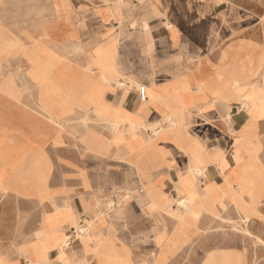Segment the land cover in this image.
<instances>
[{
  "label": "crops",
  "instance_id": "obj_1",
  "mask_svg": "<svg viewBox=\"0 0 264 264\" xmlns=\"http://www.w3.org/2000/svg\"><path fill=\"white\" fill-rule=\"evenodd\" d=\"M226 1L53 0L45 29L30 30L46 47L45 77L53 79L41 103L47 118L35 102L7 103L0 96V255L7 264H21L20 248L30 241L35 264H53L55 258L54 264H170L194 243L201 223L232 211L264 226L259 137L245 130L211 138L194 132L195 126L220 124V118L233 124L228 113L239 116L236 104L246 93L230 85L224 68L244 65L248 46L261 50L255 41L238 40L214 54L230 13L231 0ZM76 45L86 50L84 56L71 49ZM54 62L61 66L56 69ZM71 64L80 68L66 75ZM60 67L63 75L56 80ZM55 83L67 96L78 95L67 116L56 107L61 103L54 98ZM229 87L235 103L221 98ZM85 114L102 135L109 123L126 129L121 160L103 159L102 146L91 155L79 140L73 150L65 134L61 145L54 144L49 117L68 127ZM155 124L164 129L154 138L148 127ZM136 173L141 187L132 195ZM104 187L129 191L122 203L113 201L117 213L105 210L111 200L102 207L96 201ZM67 205L72 208L62 210ZM168 205L174 214L166 211ZM78 224L87 228L88 239L82 243L73 236L71 251L53 256ZM82 254L85 259L78 260ZM194 264H248V258L243 249L213 248Z\"/></svg>",
  "mask_w": 264,
  "mask_h": 264
},
{
  "label": "rangeland",
  "instance_id": "obj_2",
  "mask_svg": "<svg viewBox=\"0 0 264 264\" xmlns=\"http://www.w3.org/2000/svg\"><path fill=\"white\" fill-rule=\"evenodd\" d=\"M220 1L223 4L227 3L226 0ZM52 4L53 0H0V96L7 103L18 102L22 103V105H30L31 102H35L39 107V113L45 119L47 116L41 110V103L47 98L48 88H50V92L52 91L51 86L53 79L51 78L50 82H48L47 76L45 77L47 74V66L49 65L46 58V47L38 43L30 30L34 29V32H38L45 29L46 22H48L49 18L53 16L50 8ZM229 6L230 13L225 15L227 18L225 19L226 29L220 31V34L217 35L216 41H218V47L214 51V54H219L222 48L238 40H243L245 42L246 40L248 42L255 41L261 44V50H258L255 46H248L246 50L248 51V55H251L254 61L253 64L256 69L253 71L260 73L257 77L258 80L255 85V91L251 92H255L258 97L264 100V70L258 67L259 60L261 62L264 61V0H231ZM136 28L138 27H135V29ZM71 49L77 54H83V56L86 52L83 47L77 45L72 46ZM251 50L254 53L251 52ZM84 63L85 61L79 63V65ZM88 65L89 64H87V66ZM53 66L57 69L61 64L54 62ZM67 67L69 68L68 73L67 70L64 69L66 75H69L70 72L78 71L80 68V66L75 68L73 64ZM60 69L62 72L57 74L55 77L56 80L57 77H62L63 75L62 67H60ZM50 70H52V68ZM138 80L140 82L143 81L141 78H138ZM57 84L59 83H55L54 98L56 102L61 104H57L56 107H63L60 112L62 115L67 116L73 112V110L68 109V107H70L68 105L79 101L73 96H67L64 91L57 89ZM215 88L216 90L220 89L217 84ZM233 92L234 91L230 87L226 90L222 89L223 95H221V98L235 103L237 101H235L236 97ZM86 96L92 101L96 100L92 95ZM245 101H247V103ZM239 102H242L241 105L236 104L239 116H233L231 113H228V119H231L232 121L235 119L231 126H226L224 121L220 118L223 125L220 123L213 124L216 126H195L194 132L198 136L209 135L210 138L213 137L212 135H214V137L220 135L224 136L228 132L233 133L238 132L239 130H245L246 133L255 134L260 139V157L262 158L261 161L263 164L264 102L262 108L258 110L248 109L247 104L250 102V99L248 98H246V100L242 98ZM236 112L237 110L235 109L234 113ZM48 119L56 131L55 145L62 144V135L65 134L72 139L71 149H79L78 140L83 149L91 155L96 154V149L102 146L103 152H101V154L103 155V159L111 160V157L107 155V149L112 136L116 134L117 129L120 126L117 127L116 125H111L106 121V123L109 124L106 125V132L102 135L89 126V120L86 114L84 118L74 121V123L72 122L73 124L70 123L68 127L66 123L59 120L57 116H55V118L49 117ZM207 121L210 123L211 120L208 119ZM261 122L262 124L260 126ZM113 127H116L115 131L113 130ZM39 134L40 137L43 138L47 136L43 132ZM116 143L118 146H121L122 140H118ZM256 143L253 142V144ZM124 155L125 152L112 158H114V160H121ZM138 181L139 179L136 173L135 184L131 185L132 195H135V193L137 195V193H139L141 185L140 183H137ZM112 191H115V194L112 195ZM97 193L96 196L98 199L96 201L101 207L104 203L107 205L109 200L121 201L122 203L125 194L126 196L128 195L127 191L120 189V187H118V190H115V188L114 190H110L104 187L103 189L98 190ZM68 207L72 208V205L64 206L62 210L69 209ZM105 207L106 206H104V209ZM119 207H121V205ZM166 207H169V205ZM6 208H8V205ZM112 209L114 213H117V207H115L116 210H114V207ZM112 209H109L107 206L105 210L112 211ZM131 210L133 211V214L138 213V210L135 209V207H132ZM232 213L233 212L231 211L228 215H224V219L209 220L207 223H201L203 230L194 239V243L187 246L180 252V254L173 257L170 264H194V260L200 261L206 251L213 248L243 249L247 254L248 264H264V244L258 241V238L264 241V226L262 223H246L242 217L236 213ZM129 219L131 220L132 218L130 217ZM83 220H91V218L84 216ZM77 226L82 228V225L78 224ZM69 236L71 239H73V236L77 238V235L73 233ZM86 239H88L87 236L82 243L85 242ZM77 240L79 241L78 238ZM30 245L31 241L25 243L20 248L22 254L21 264H35L32 259ZM140 245L139 242H135V250H138ZM197 250L198 252L194 253ZM82 256H84V254H82ZM54 260L55 259L51 260L52 262H49L54 264V262H56V260ZM0 264H7V260L2 257V255H0Z\"/></svg>",
  "mask_w": 264,
  "mask_h": 264
},
{
  "label": "bare ground",
  "instance_id": "obj_3",
  "mask_svg": "<svg viewBox=\"0 0 264 264\" xmlns=\"http://www.w3.org/2000/svg\"><path fill=\"white\" fill-rule=\"evenodd\" d=\"M151 1L152 3H156V0H149ZM108 2V1H107ZM121 2V1H120ZM123 2V1H122ZM154 3V4H155ZM202 3V2H201ZM203 6V5H202ZM33 9V8H32ZM201 12V11H200ZM203 14V13H202ZM205 17V16H204ZM260 18V17H259ZM4 38V37H3ZM2 40V39H1ZM4 41V39H3ZM2 41V42H3ZM7 41V40H6ZM1 42V43H2ZM2 45V44H1ZM16 46V45H15ZM251 52H253L251 50ZM254 53V52H253ZM248 60V62H247ZM253 59H252V56L251 55H247L246 56V63L244 65H240L241 67H237L235 65H228L226 68H224L225 70V78L227 79V81L230 83V85L237 90V92H240L241 94L242 93H246L244 96L248 99H250V102L248 105V109L249 110H258V109H261L262 108V105H263V102L264 100L260 97L257 96V94L255 92H251V91H255V85H256V82L258 80V76L260 73H256L254 72L253 70L256 69L254 68V64H253ZM258 67H260V69H263L264 70V61H260L259 60V64H258ZM251 92V93H250ZM70 96H73L74 98H76L77 100L78 99V95H73L71 94ZM76 96V97H75ZM67 99V98H66ZM227 104V103H226ZM245 104V103H244ZM228 118V117H227ZM243 121V120H242ZM161 124V123H160ZM160 124H155L153 126H149L148 129H151L152 131V137H158L162 131H160L158 128L160 127V129H164V127ZM244 124V123H243ZM114 128V127H113ZM116 128V127H115ZM115 128L113 129L115 131ZM132 128V127H130ZM147 129V127H144ZM133 130V129H132ZM193 131V130H192ZM125 137H126V129H123V127H121L120 129H118L116 135H114V137H112L111 139V142L109 144V147L107 149V155H109L110 157H115L117 155H121V153L123 152H126V146H127V143H126V140H125ZM118 140H122V144L121 146H118L116 142H118ZM243 144V143H242ZM229 147V146H228ZM231 147V146H230ZM239 153V152H238ZM238 156V155H237ZM225 157V156H224ZM241 157V156H240ZM239 158V157H238ZM231 159H234V158H231ZM202 160V159H201ZM225 160V159H224ZM242 160V158H241ZM246 160V159H245ZM232 161V160H231ZM204 164V163H202ZM208 165V164H207ZM218 170V169H217ZM219 171V170H218ZM200 176H203L202 173H199ZM221 175V174H220ZM225 175V174H224ZM149 182V181H148ZM221 185V183H220ZM88 187V186H87ZM219 187V186H218ZM212 188V187H211ZM157 189V188H156ZM221 189V188H220ZM159 190V189H158ZM222 190V189H221ZM127 191V190H126ZM155 191V190H154ZM216 191V190H215ZM150 192V191H149ZM160 195V191H158ZM157 192V193H158ZM155 193V192H154ZM127 194L130 195V193H128L127 191ZM140 195V194H139ZM156 194V197L158 196ZM224 195V194H223ZM222 195V196H223ZM221 196V195H220ZM154 198V196H153ZM153 200V199H152ZM156 200V199H155ZM115 202V201H114ZM114 202L113 201H110L109 202V205H108V208L109 209H112L113 207L115 208V205H114ZM184 203H180V205H183ZM199 207V206H197ZM178 208V207H177ZM166 211H168L169 213H172L174 214L175 212L172 211V207L169 205V207H166L165 208ZM169 209V210H168ZM162 210V209H160ZM180 210V209H178ZM111 212V210L109 211ZM240 212V211H239ZM99 213V212H98ZM200 213V212H198ZM100 215V213H99ZM98 215V216H99ZM199 215V214H198ZM101 216V215H100ZM221 217V216H220ZM200 218V217H199ZM94 222V221H93ZM196 225V224H195ZM112 228V227H111ZM237 228V227H236ZM74 229V228H73ZM87 230V228H85ZM199 229V228H198ZM86 230L82 229V228H77V231L74 230V234L77 235V238L79 239L80 242L84 241V238H85V233H86ZM60 232L59 230L54 232V233H58ZM64 234V233H63ZM62 238V237H61ZM63 239V238H62ZM70 236L67 235L64 239V241L62 242L63 244L57 248V250L54 252V255L53 256H57V255H60V254H63V252H67L68 251H71L69 250L70 247H69V243H70ZM257 244V243H256ZM57 246V245H56ZM158 247V246H157ZM49 250H53L51 247H50V244L48 243L46 248H45V251H46V255H47V260L50 261L51 260V255H48V251ZM128 251V250H127ZM158 251V250H157ZM129 252V251H128ZM160 252V251H159ZM156 253V252H155ZM157 254V253H156ZM56 259V258H55ZM85 259V255L84 256H79V260H84ZM154 264V263H153Z\"/></svg>",
  "mask_w": 264,
  "mask_h": 264
}]
</instances>
